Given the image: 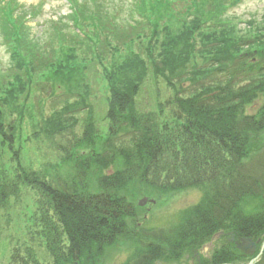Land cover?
I'll list each match as a JSON object with an SVG mask.
<instances>
[{"label":"trees","instance_id":"16d2710c","mask_svg":"<svg viewBox=\"0 0 264 264\" xmlns=\"http://www.w3.org/2000/svg\"><path fill=\"white\" fill-rule=\"evenodd\" d=\"M240 1L130 0L127 19L67 0L69 12L34 33L38 6L16 12V0H0V210L27 191L32 205L8 264H102L118 242L119 264H247L257 254L264 14L239 29L224 15ZM42 136L57 158L24 164L23 143L40 150ZM186 189L202 195L165 227L147 226L138 198ZM230 233L256 242L255 253Z\"/></svg>","mask_w":264,"mask_h":264},{"label":"rangeland","instance_id":"374dc122","mask_svg":"<svg viewBox=\"0 0 264 264\" xmlns=\"http://www.w3.org/2000/svg\"><path fill=\"white\" fill-rule=\"evenodd\" d=\"M80 2L86 0H78ZM96 4L100 3L102 8H109L110 12H118L121 9V15L129 18L126 10L130 3V0H95ZM90 7H94L90 0H87ZM20 6L17 7L16 12H20L22 8H28L29 4H36L40 11L39 17L35 20H28V24L32 25V32L36 33L39 29L38 26L43 20L57 19L58 17L64 16L69 12V5L64 0H18ZM29 11V10H28ZM36 12V11H35ZM37 14V13H36ZM264 14V0H241L236 6L230 8L224 17L233 18L237 23V27L242 30H247L250 26L251 21L261 22ZM124 19V18H122ZM63 20H67L64 18ZM251 25L250 27L254 26ZM261 24V23H258ZM3 49L0 51V57L3 62L6 61V56L3 53ZM99 89H102L101 85ZM95 91V90H93ZM96 104H102L104 93L103 91H95ZM253 104L249 112L255 110ZM104 109V108H103ZM103 109L101 112L103 113ZM95 110L100 112V106H96ZM100 113L99 115H102ZM98 115V116H99ZM99 129L104 130L106 124H94ZM44 137L40 140V150L34 146L32 141L23 143V163L29 164L32 162L34 165L43 162L45 159L51 162L57 158L58 152L54 149L55 146H45L43 142ZM264 142V141H263ZM262 144V142H261ZM44 152V153H43ZM57 162V161H56ZM22 163V162H21ZM22 163V164H23ZM202 195L201 189H186L174 193H167L159 196L151 202H146L142 208L141 216L145 220L147 226L151 227H165L168 223L173 222L176 219L178 212L187 207L188 205L195 204ZM142 197V196H141ZM140 197V198H141ZM20 201L10 202L11 206L9 209L0 210V264H8L11 252L17 247L18 242L25 240L26 227L28 224V214L31 210V203L28 202V191L22 193ZM149 198V197H148ZM139 199V198H138ZM140 224V223H139ZM204 249L202 253H204ZM127 255L126 245L122 242H118L107 250L106 255L102 259V264H119ZM184 261V262H183ZM188 259L183 258L181 263L173 261H161L156 264H184L187 263Z\"/></svg>","mask_w":264,"mask_h":264},{"label":"water","instance_id":"95a60500","mask_svg":"<svg viewBox=\"0 0 264 264\" xmlns=\"http://www.w3.org/2000/svg\"><path fill=\"white\" fill-rule=\"evenodd\" d=\"M145 202H146V198H142L141 200H139L138 204L142 206ZM222 233H223L222 231L216 233L215 237H218ZM241 241L242 242L240 244L238 243L236 244L238 248H240L241 250H250L251 253L254 251L255 244L252 240H250L249 238H242ZM263 247H264V243L262 244L261 251ZM252 263H253V260L249 262V264H252Z\"/></svg>","mask_w":264,"mask_h":264}]
</instances>
